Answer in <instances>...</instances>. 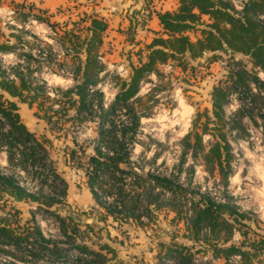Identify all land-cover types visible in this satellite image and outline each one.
Instances as JSON below:
<instances>
[{"label": "trees", "instance_id": "16d2710c", "mask_svg": "<svg viewBox=\"0 0 264 264\" xmlns=\"http://www.w3.org/2000/svg\"><path fill=\"white\" fill-rule=\"evenodd\" d=\"M73 1V6L83 5L77 0ZM241 6L242 9L238 11L229 0H177V7L173 11H153L159 19L161 30L153 31L150 42L139 47L135 53L136 62L129 59L128 75L126 78L117 77L115 99L105 107L103 93L96 87L100 83L101 73L105 71L100 57L109 25L106 19L95 11H79L75 19L68 17L60 22H51L52 14L47 10L29 5L28 10L21 13L19 8L23 5L16 4L19 23L23 24L31 18L48 24L56 31L62 54L59 66L68 68L73 85L56 89L57 96L51 98L44 83H35L36 76H33L42 68L31 66L39 58L52 62L55 56L52 46L41 42L35 35L31 36V41L24 43V27L19 29L12 26L15 30L9 35L12 41L0 40L1 53L13 52L19 57V62L9 72L0 66V114L10 127L8 132H2L4 125L0 123V147L6 145L11 161L17 154L35 160L37 150H44L43 144L20 121L18 102L27 103L29 107L35 105L37 110L34 115L47 119L57 128L84 115L83 120L95 126L96 140L94 153L88 157V167H83L82 163L79 166L84 168L99 208L96 210V223L109 218L118 226L129 221L144 225L143 219L155 222L158 210L163 209L160 206L161 199H164L162 189L168 188L172 191L170 196L172 199L173 195V203L177 205L173 207L176 225L182 223L193 240H199L200 235H204V242L212 241L209 243L210 251L215 258H223L224 264H235L236 261L231 260L233 257L239 258L236 264H262L264 227L253 228L244 214L238 213L229 204L217 203L199 188L187 192L189 189L178 181L176 173H173L172 190L168 177H162L159 173L160 176L156 173H138L130 168V151L141 121L135 103H143L138 97L142 84L151 75H155L160 82L165 79L169 82V78L160 71V66L169 63H175L174 68H179L189 78H196L195 62L200 64V59L208 55L204 60L209 67L212 62L227 56L228 63L222 78L211 85L210 108L204 111L196 109L193 115L191 128L181 143L183 155L179 163L188 167V161H192L188 178L191 179L194 164L199 162L207 173V179H218L221 186L227 188L229 178L234 173L230 136L233 133L238 138L248 136L245 120H251L255 126L262 124L264 132V80L260 78V73H264V18H261L264 16V0H241ZM153 12L150 11L148 17ZM129 20V27L134 30L142 26L130 15ZM190 33L195 34L194 39ZM1 37L4 34L0 28ZM21 50L24 51L19 53ZM235 55H242L246 61L236 59ZM10 74L14 78H10ZM232 98L237 100L238 107L228 116L225 108ZM46 101L59 103L61 108L53 109L50 105V109L46 110ZM119 106L125 110L126 119L123 121L115 119ZM71 110L74 113H69ZM56 115L66 119L54 121ZM205 136L210 138L208 143H205ZM0 181L13 195L16 189L13 183L5 177H0ZM96 188L103 194L114 196L113 202L103 201ZM18 190L26 202L38 201ZM155 190L159 192L154 193ZM176 190L181 192V196ZM145 196L148 199L146 203L141 198ZM5 207L6 201L0 203V210H5ZM55 215L60 220L66 239L63 243L45 239L32 217L20 221L18 210H14L10 217L0 216L1 250L6 252L5 244L15 246L14 252H6L12 259L8 264L26 261L24 252H28L35 264L44 253L50 255L51 262H54L52 264H68L71 261L127 264L119 259L115 247L93 240L90 233L94 231V223H85L73 216L63 218ZM81 226H85V229L81 230ZM243 228L253 233L251 239L247 238L248 233ZM235 231L243 238L240 243H230ZM174 238L163 245L160 264H164L168 260L166 258L173 259L175 264H194L195 253L201 251L193 252L192 247ZM84 239L90 240L96 247H89L83 242ZM72 249L78 251L74 260L70 259Z\"/></svg>", "mask_w": 264, "mask_h": 264}, {"label": "rangeland", "instance_id": "374dc122", "mask_svg": "<svg viewBox=\"0 0 264 264\" xmlns=\"http://www.w3.org/2000/svg\"><path fill=\"white\" fill-rule=\"evenodd\" d=\"M41 1L44 0H0V28L4 34L1 41L11 40L9 35L14 31L12 26L19 25L15 5H23V7L19 8L22 13L28 10L31 2L37 5ZM77 1L83 5L78 4L73 6V3H75L73 0H61L57 4L50 5L49 13L52 14L50 21L60 22L68 17L75 19L77 17L75 15L79 11H95L98 14L101 13L108 19L110 26L106 35H104L105 42L102 48V61L105 71L100 75L99 82L100 89L105 97V102L109 105L115 99L117 93V77H127L129 59L131 58V61L136 62L135 53L139 47H144L146 40L153 36L152 29L157 28V24L153 20L154 14L152 13L148 17L149 12L164 11L167 9L172 10L176 7V0ZM231 1L237 7L240 6L238 0ZM129 15L142 26H138L136 30L129 27ZM24 26L26 27L24 43L31 41V36L36 35L41 41L50 42L53 45L55 54L61 53L58 47V35L53 31H49L46 23L33 21L31 23L26 22ZM190 36L193 39L195 38L194 33H190ZM23 49L25 48L23 47ZM23 51L21 50L19 53ZM235 56L236 59L245 60V57L242 55ZM17 58L19 59V57L13 54L1 55L0 64L10 68V66L15 64ZM204 58L200 59V64L194 63L196 65L194 70L196 78H189L179 68H174L175 63H169L160 66V71L169 78V82L166 79L160 82L155 75H151L142 84L138 97L143 100V103H135V107L141 116V121L138 127L137 138L130 151L132 166L130 168L135 169V172L138 173H156L158 176L168 177L171 181L172 190L173 173H176V176H174L189 189L187 192H194L195 189L199 188L207 193L209 197L217 201L224 200L225 204H229L235 208L238 213L244 214L247 217V223L253 228H263L264 132L262 124L255 126L251 120H245L248 136L245 138H238L235 135L230 136L234 155L232 163L234 173L229 178L226 189L221 186L218 179H215V181L209 177L207 179V173L204 172L199 162L194 164V174L191 179L188 178L190 176L192 161L187 160L188 167L187 165H179L183 155L181 143L191 128L193 115L196 109L204 111L206 108H210L209 92L211 85L217 79L222 78L228 63L226 56L212 62L208 67V62ZM53 59L57 60L47 63L39 58L31 67L41 66L42 71L36 77L35 75L33 76L36 78L35 83H44L49 87L51 94H56V89H66L72 86L73 80L67 74L68 68L61 69L58 73L53 72L57 71L56 69L61 61L59 57L56 58V55ZM52 66L53 69H51ZM260 78L264 80L263 73H260ZM38 100L40 101L41 98L38 97ZM18 105L25 117L26 115H30V112L33 114V111L37 110L35 105L32 108H28L27 103L18 102ZM50 105L53 106V109L61 108V104L50 103L48 101L45 102L44 108L49 110ZM237 105V100L232 98L230 104L225 108V114L229 116L236 109ZM69 113L72 114L74 112L71 110ZM83 116L80 119L77 117L72 120L70 124H65V128L50 126L52 124L45 118L37 117V119L35 118L36 116L34 117L35 119L33 118V121H38L35 122L36 126L40 125L44 127L45 125V132L39 130L45 137L41 138L45 142H41L47 146V153L53 159L54 167L59 177L72 187L67 193V206L64 207L61 204L52 202L50 204L53 206L50 209H33L32 206L36 204L35 202L27 203L25 200L23 202H16L15 194L12 195L7 192V187L5 188L4 184L2 189H0V203L6 201L8 206L18 210L20 221H25L35 214L38 217V215H42L47 211L46 213L49 212L48 214L52 216L53 214L51 212H55L58 215L73 216L85 223H94V225L98 226L94 227V233H90L93 239L100 240L101 243H107L106 241L109 235L110 237L114 236L115 240L113 243L115 244L113 245L116 248L119 259H123L124 261H132L137 264H160L158 255H162L164 250L161 244H168L173 241L172 237H175V241L190 245L193 252L195 250L201 251L195 253L194 264H208V262L222 264V260L215 258L210 251L211 246L209 243H212V241L204 242V235H200L199 240H193V236L189 234L188 230H185V226L182 223L176 225L173 222L174 214L172 211L173 207L177 205L173 203V195L171 199V190H168V188L162 189L164 193L162 197L164 199H161L160 206L163 209L158 210L155 222L144 219V226L128 225L122 226L123 228L117 227L112 222L100 220V222L96 223L97 212L94 208L96 205L89 198L86 177L79 166L82 162L88 163V157L94 153L93 143H95L96 134L94 124L88 120H83ZM53 119H55L54 121L62 122L66 117L56 115ZM115 119L117 121L126 119L125 110L121 106L117 107L115 111ZM209 140L210 138L205 136V143H208ZM72 151H74L73 158L71 155L69 157V153ZM15 157L18 161L22 159L20 156L15 155L14 159ZM16 163L14 160L11 161L8 158V154L4 149H0L1 171L7 174L13 173L16 168ZM158 192V190L154 191V193ZM177 192L181 196V192ZM141 198L143 199L142 202L145 203L148 200L146 196ZM0 211L3 212L4 210ZM41 220L38 217V222L49 239L52 242L62 243L61 241H64V239L55 231L56 227L54 222L42 226ZM84 229L85 226H81V230ZM245 231L248 233L247 238L251 239L253 233L246 229ZM242 239L238 231H235L230 243H240ZM83 242L89 247L95 248V246L90 244L89 240L84 239ZM1 249L2 246H0V264H8V261H12V259L10 254L6 252L12 251L9 248H5L6 252ZM77 254L78 251L72 249L70 259L74 260ZM23 255L26 261L18 262L17 264H35L27 256V253L24 252ZM51 260L50 255L44 253L40 256V260L36 264L54 263ZM231 260L238 263L239 258L233 257ZM68 264L85 263H73L71 261ZM164 264L170 263L166 261Z\"/></svg>", "mask_w": 264, "mask_h": 264}, {"label": "built area", "instance_id": "2783aa9c", "mask_svg": "<svg viewBox=\"0 0 264 264\" xmlns=\"http://www.w3.org/2000/svg\"><path fill=\"white\" fill-rule=\"evenodd\" d=\"M229 1H231V0H229ZM238 1L240 3L239 7H237L232 1L231 2L235 6V8L238 11H240L242 9L241 0H238ZM261 18L263 19L264 16H261ZM33 21H36V20L30 18L27 21V23H31ZM25 23L26 22L21 24V23L18 22L19 25L18 26L14 25V26L19 28V29H22L24 27L23 29L25 30L26 29V27L24 26ZM38 23H42V22H38ZM47 26L49 28V31H51V32L53 31V32L56 33V31L54 29H52L48 24H47ZM11 41H12V38H11ZM41 42H45V43L50 44L52 46V49H53V45L50 42H47V41H41ZM58 47L60 49L59 42H58ZM52 52H53L54 55H56V58L57 57L60 58L61 55H62L61 53L60 54H55L54 53L55 52L54 49H53ZM12 54L17 56V54L13 53V52H9V53H1L0 52V56L1 55H12ZM100 59L102 61V57H100ZM55 60H57V59H53L52 62H55ZM43 61H46L47 63H51L48 60H43ZM18 62H19V59L17 58V61L15 62V64L10 66V68L14 67ZM102 63H103V61H102ZM0 66L5 68L9 72L10 68L5 67L3 64H0ZM51 69H53V66L51 67ZM61 69H66V68L63 67V66H61V67L58 66V68L56 69L57 71H53V72H57L58 73ZM38 74L39 73H35V76H37ZM67 74L72 79L71 74L69 72H67ZM10 78H14V76L12 74H10ZM96 88L99 89L102 92V90L100 89V83L97 85ZM48 90H49V87H48ZM48 95L51 98L57 96L55 94H51L50 91H49ZM103 96H104V94H103ZM104 104H105V107L108 106L106 104V102H105V97H104ZM237 107H238V105H237ZM0 123H2L4 125V127L2 128V132L6 133V132H8L10 130V127H9V124H8L7 120L1 114H0ZM50 124H52V123H50ZM68 124H70V123H68ZM50 126H53V124L50 125ZM63 128H65V125L63 126ZM49 129L51 130L50 127H49ZM233 135H235V134L233 133ZM39 142L42 143L41 141H39ZM94 147H95V143H93V149H94ZM43 148H44V150L41 149V148L37 150V154H36V159L35 160L30 158V157L23 158L19 154H17L16 156H20L22 159H20V161H18V159L16 157H15V159H13L15 162H17L16 166H15L16 168L14 169V172L7 174V173L1 171V169H0V177H5V178H8L9 180L11 179V182L13 183V185L17 189H21L25 194H27L29 196H32V197H35V199H38V201L37 200L33 201V202L36 203L35 205L32 206L33 209H37L38 208L40 210L41 208H44V209L52 208L53 205L49 206L48 205L49 203H47V201L53 202L55 204H61L62 206L66 207L67 206V203H66V197H67L66 183L57 174V171L55 170V167H54V161L50 157V155L47 153L48 152L47 146H45L43 144ZM0 149L1 150L4 149L6 151V153H7V148H6L5 144H2ZM102 151L105 152V149L102 148ZM69 155H70V153H69ZM82 164L86 165V167H88V165H89V163H87V162H82ZM2 187H3V184L0 181V189H2ZM96 192L100 195V197H101V199L103 201H107L108 203H112L113 202L114 196H108V195L106 196L103 193H101L100 190H98L97 188H96ZM213 200L216 201L217 203H224V200H220V201H217L215 199H213ZM33 202H27V203H33ZM44 204H46V205H44ZM5 208L6 209L3 212L0 211V216L10 217L11 214L14 213L15 209L13 207L8 206L7 202H6V207ZM94 208H95V211H96L97 208H98L97 205ZM46 212L44 214H42V215H38V217L40 219H42L41 220L42 226H46L47 223L54 222V225L56 227L55 231L58 232L60 234L61 238L64 239V241H65L66 239H65L64 235L62 234L60 220L57 218V216L55 215L54 212H51L53 214V216L49 215L48 214L49 212L48 213H46ZM1 213H2V215H1ZM59 216H61L63 218H66L69 215H66V216L65 215H59ZM38 217H37L36 214L32 215V218L35 221L36 225L39 227L43 237L45 239L51 241L49 239V237L45 234V231L40 226V224L38 222ZM64 241H61V242L63 243ZM5 248H9V250L12 251V252L15 251V246L12 245V244H5ZM25 253H27V256H29L28 252H25ZM167 262L170 263V264H175V261L173 259H168Z\"/></svg>", "mask_w": 264, "mask_h": 264}, {"label": "crops", "instance_id": "0c3cea01", "mask_svg": "<svg viewBox=\"0 0 264 264\" xmlns=\"http://www.w3.org/2000/svg\"><path fill=\"white\" fill-rule=\"evenodd\" d=\"M59 2H61V0H44V1H41V2H39V4H35L34 2H31L30 3V5H32V6H34V7H36V8H38V9H43V10H47L48 12H49V6L50 5H53V4H57V3H59ZM176 7H177V0H176ZM176 7L174 8V9H167V10H170V11H173V10H175L176 9ZM164 11H166V10H164ZM153 20L155 21V24H157V28H153L152 29V31H159V30H161V26H160V24H159V19H158V17H157V15H156V13L155 12H153ZM100 15L101 16H103L101 13H100ZM104 17V16H103ZM105 19H106V21L108 22V24H109V21H108V19L106 18V17H104ZM109 26L110 25H108V28H107V30H106V32H105V35H106V33H107V31H108V29H109ZM153 36H154V32H153ZM153 36H151V38L153 37ZM2 38V37H1ZM151 38H149L148 40H146L145 41V44L146 43H148V42H150V40H151ZM1 40V39H0ZM11 99H13V98H11ZM15 100V99H14ZM18 107H19V109H18V114H19V119H20V121L25 125V128H26V130L28 131V132H30L31 134H33V136H35V138H37L39 141H42V142H45V141H43V140H41V138H45L44 137V134L43 133H41L39 130H42L43 132H45V125H44V127L42 126H36L35 125V122H38V121H33V118L35 117L34 116V112L35 111H33V114H32V112H30L31 114L30 115H26V117L24 116V114L21 112V109H20V106L18 105ZM28 108H32V107H29L28 106ZM34 116V117H33ZM35 118H37V116L35 117ZM34 118V119H35ZM38 119V118H37ZM36 119V120H37ZM74 152V151H73ZM72 152V153H73ZM74 154V153H73ZM70 155H71V152H70ZM91 155V154H90ZM71 157L73 158L74 156L73 155H71ZM122 166H124V165H122ZM83 167H86V165H83ZM81 169H82V171H83V173H84V175H85V177H86V184H87V188L89 189V198H90V200H92V202H93V204L94 205H96V202H95V199H94V197H93V194H92V192H91V189H90V187H89V184H88V178H87V175L85 174V171H84V168H82V166H81ZM66 183V182H65ZM66 187H67V193H68V191H70L71 190V185L69 184L68 185V183H66ZM173 212V211H172ZM102 221H104V220H102ZM100 222V221H99ZM105 222H112V223H114V224H116L115 222H113L112 221V219L111 218H109V219H107V220H105ZM173 222L176 224V221L175 220H173ZM180 224V223H179ZM178 224V225H179ZM128 225H137V226H144V225H142L141 223H139V222H136V221H129V222H126L124 225H123V227L124 226H128ZM92 226H94L95 227V225H92ZM98 226V225H97ZM117 227H120V228H123L122 226H118L117 225ZM92 233H94V231H92ZM112 236V235H111ZM189 239V238H188ZM94 240V239H93ZM115 240V237L114 236H112V237H110V235H109V238H107V243L108 244H110L112 247H114V245L113 244H115V243H113V241ZM90 241V240H89ZM110 242H112V243H110ZM178 242V241H177ZM90 244H91V241H90ZM166 243H164V244H161V247H163V245H165ZM182 244H184V243H182ZM186 245V244H185ZM187 246H190V245H187ZM96 247V246H95ZM163 250V249H162ZM158 257H160L159 255H158ZM123 262H125V263H127V264H137V263H134V262H132V261H124L123 259H121ZM218 260H222V264H224V259L223 258H218ZM158 261H159V259H158Z\"/></svg>", "mask_w": 264, "mask_h": 264}, {"label": "water", "instance_id": "95a60500", "mask_svg": "<svg viewBox=\"0 0 264 264\" xmlns=\"http://www.w3.org/2000/svg\"><path fill=\"white\" fill-rule=\"evenodd\" d=\"M14 194H15V201H16V202H23V201H24L25 197H24L23 194H21V193L19 192L18 189H15Z\"/></svg>", "mask_w": 264, "mask_h": 264}]
</instances>
